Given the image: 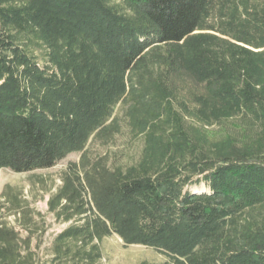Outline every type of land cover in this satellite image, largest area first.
I'll return each mask as SVG.
<instances>
[{
    "label": "trees",
    "instance_id": "obj_1",
    "mask_svg": "<svg viewBox=\"0 0 264 264\" xmlns=\"http://www.w3.org/2000/svg\"><path fill=\"white\" fill-rule=\"evenodd\" d=\"M119 136L128 154L90 148ZM74 153L45 255L44 216L4 189L0 264H103L114 235L264 264V0H0V172Z\"/></svg>",
    "mask_w": 264,
    "mask_h": 264
},
{
    "label": "rangeland",
    "instance_id": "obj_2",
    "mask_svg": "<svg viewBox=\"0 0 264 264\" xmlns=\"http://www.w3.org/2000/svg\"><path fill=\"white\" fill-rule=\"evenodd\" d=\"M217 128L210 129L214 135ZM131 147L125 137H118L109 148L91 145V149L99 153L110 151L113 154H128V148ZM125 151V153H124ZM80 154L74 153L62 160L56 167L48 170H40L33 173L17 174L11 170H2L0 172V196L7 186H12L21 190L24 196L29 200L33 208L44 216L47 231L42 239L41 254L45 255L51 247V244L58 233H60L66 224L58 223L54 216L48 211V200L50 194L55 192L61 185L60 176L63 170L72 162H78ZM193 190L205 191V187L193 188ZM103 252V264H162L168 261V258L153 249L143 246H126L117 236L105 239L101 243Z\"/></svg>",
    "mask_w": 264,
    "mask_h": 264
}]
</instances>
